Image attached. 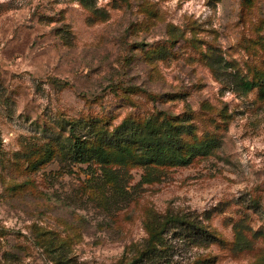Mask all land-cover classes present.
Listing matches in <instances>:
<instances>
[{
	"label": "rangeland",
	"instance_id": "rangeland-1",
	"mask_svg": "<svg viewBox=\"0 0 264 264\" xmlns=\"http://www.w3.org/2000/svg\"><path fill=\"white\" fill-rule=\"evenodd\" d=\"M0 264H264V0H0Z\"/></svg>",
	"mask_w": 264,
	"mask_h": 264
},
{
	"label": "trees",
	"instance_id": "trees-1",
	"mask_svg": "<svg viewBox=\"0 0 264 264\" xmlns=\"http://www.w3.org/2000/svg\"><path fill=\"white\" fill-rule=\"evenodd\" d=\"M245 86L247 88H250L251 87V83L249 82H244ZM74 147H75V155L76 156H79L81 155V149H82V144L80 141H76L75 144H74ZM158 237V232H152L150 237H149V242L153 243L152 244V250L151 251H154L156 249V246H157V242H155V240L157 239Z\"/></svg>",
	"mask_w": 264,
	"mask_h": 264
}]
</instances>
